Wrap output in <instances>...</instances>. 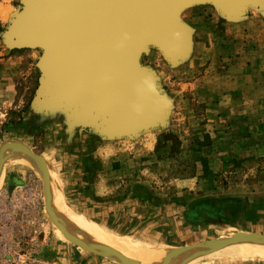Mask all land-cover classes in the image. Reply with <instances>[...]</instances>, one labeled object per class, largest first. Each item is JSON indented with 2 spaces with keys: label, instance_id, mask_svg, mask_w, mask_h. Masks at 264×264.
<instances>
[{
  "label": "rangeland",
  "instance_id": "obj_1",
  "mask_svg": "<svg viewBox=\"0 0 264 264\" xmlns=\"http://www.w3.org/2000/svg\"><path fill=\"white\" fill-rule=\"evenodd\" d=\"M24 1L0 0V149L21 144L34 157L1 164L0 264H126L60 222L49 196L143 246L264 237L263 9H183L185 49L170 57L148 45L139 57L160 114L127 130L94 109L90 92L42 88L41 50L8 35ZM213 251L191 264H264Z\"/></svg>",
  "mask_w": 264,
  "mask_h": 264
},
{
  "label": "water",
  "instance_id": "obj_2",
  "mask_svg": "<svg viewBox=\"0 0 264 264\" xmlns=\"http://www.w3.org/2000/svg\"><path fill=\"white\" fill-rule=\"evenodd\" d=\"M196 3H210L231 17L241 16L247 6L264 10V0H25L8 35L15 47L41 50L42 88L90 92L97 97L94 109L110 113L128 130L160 114L152 76L139 63L141 52L148 45L170 57L182 52L189 35L180 12ZM240 239L264 237L235 235L204 245L214 250Z\"/></svg>",
  "mask_w": 264,
  "mask_h": 264
},
{
  "label": "bare ground",
  "instance_id": "obj_3",
  "mask_svg": "<svg viewBox=\"0 0 264 264\" xmlns=\"http://www.w3.org/2000/svg\"><path fill=\"white\" fill-rule=\"evenodd\" d=\"M18 146H14V144H6L4 148H2V161H20L27 165H30L32 157L29 156L27 151L22 150V148ZM48 173L50 176L51 173L49 168ZM2 175L3 169L1 167L0 184L2 181ZM47 200L48 201H46V204L49 207V210H51V212L60 222L69 227L74 233H76L78 236L85 240H91V242L94 243L99 249H106L108 251H112L113 253L118 252L115 253L117 255H119L120 253L126 259L129 260V263L134 262L133 264H191L193 261L200 259L201 257L213 250V248L205 246L203 243L194 245L192 247L189 246V248L185 247L186 249H180V247L167 248L143 246L144 244H139L137 241H135V239L133 240L127 237H112L106 235L99 228L93 227L89 223H86L83 219L75 217L76 215L74 216L72 213H68L63 206H61L58 202L56 203L54 200H52L50 196ZM263 242L235 240L231 243L228 242L230 244L226 243L228 245L224 244L225 246L221 245L215 248L212 253H220L227 256H250L264 258Z\"/></svg>",
  "mask_w": 264,
  "mask_h": 264
},
{
  "label": "built area",
  "instance_id": "obj_4",
  "mask_svg": "<svg viewBox=\"0 0 264 264\" xmlns=\"http://www.w3.org/2000/svg\"><path fill=\"white\" fill-rule=\"evenodd\" d=\"M5 245H6V244H5V243H3V248H5Z\"/></svg>",
  "mask_w": 264,
  "mask_h": 264
},
{
  "label": "crops",
  "instance_id": "obj_5",
  "mask_svg": "<svg viewBox=\"0 0 264 264\" xmlns=\"http://www.w3.org/2000/svg\"><path fill=\"white\" fill-rule=\"evenodd\" d=\"M52 170V169H51Z\"/></svg>",
  "mask_w": 264,
  "mask_h": 264
}]
</instances>
